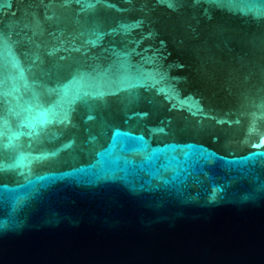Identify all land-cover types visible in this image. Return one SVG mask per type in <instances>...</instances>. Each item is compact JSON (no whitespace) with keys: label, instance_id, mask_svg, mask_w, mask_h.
<instances>
[{"label":"water","instance_id":"1","mask_svg":"<svg viewBox=\"0 0 264 264\" xmlns=\"http://www.w3.org/2000/svg\"><path fill=\"white\" fill-rule=\"evenodd\" d=\"M0 264H264V0H0Z\"/></svg>","mask_w":264,"mask_h":264}]
</instances>
